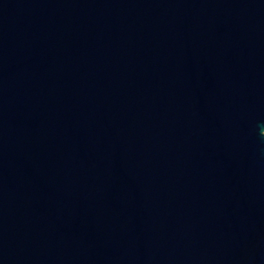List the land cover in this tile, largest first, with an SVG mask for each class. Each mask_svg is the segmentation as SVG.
Returning <instances> with one entry per match:
<instances>
[{
  "label": "water",
  "instance_id": "water-1",
  "mask_svg": "<svg viewBox=\"0 0 264 264\" xmlns=\"http://www.w3.org/2000/svg\"><path fill=\"white\" fill-rule=\"evenodd\" d=\"M0 264H264V0H0Z\"/></svg>",
  "mask_w": 264,
  "mask_h": 264
}]
</instances>
